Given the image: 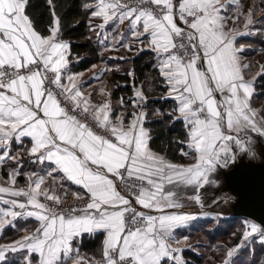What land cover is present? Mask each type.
Wrapping results in <instances>:
<instances>
[{"label": "snow or ice", "instance_id": "snow-or-ice-1", "mask_svg": "<svg viewBox=\"0 0 264 264\" xmlns=\"http://www.w3.org/2000/svg\"><path fill=\"white\" fill-rule=\"evenodd\" d=\"M47 3L52 20L42 34L27 14L29 0H0V165L13 163L9 186H0V230L14 228L17 220L38 225L0 245V264H12L8 254L17 251L26 253L23 264H32L33 253L38 264H88L73 241L94 233L104 239L102 261L93 264H179L174 230L198 216L164 210L182 208L188 188L193 194L187 199L203 206L201 191L215 186L218 168L241 153H255L249 131L264 137V117L257 120L250 106L264 65L246 79L251 65L242 63L246 49L237 45L239 37L264 36V20L254 22L251 11L245 15L239 0H90L84 5L100 21L89 23V31L105 49L154 54L167 92L161 99L175 102L171 118L187 131L189 151L182 155L191 153L196 161L183 167L149 148L143 87H134L127 104L121 97L117 109L105 88L98 90L103 99L95 102L83 90L84 73L72 72L71 44L61 38L53 0ZM240 20L244 31L235 26ZM125 23L126 34L121 31ZM254 23L261 27L249 30ZM126 74L134 76L132 70ZM25 138L30 147L24 146ZM13 143L25 148L28 164L40 166L27 174L25 188L14 187L25 161L19 151L12 152ZM57 180L82 189L73 194L81 203L65 207L53 187ZM165 185L173 187L165 191ZM249 228L244 240L258 233L264 241V229Z\"/></svg>", "mask_w": 264, "mask_h": 264}, {"label": "trees", "instance_id": "trees-1", "mask_svg": "<svg viewBox=\"0 0 264 264\" xmlns=\"http://www.w3.org/2000/svg\"><path fill=\"white\" fill-rule=\"evenodd\" d=\"M55 11L61 18V38L71 44V69L73 71H84L93 65L100 64L103 61L99 43L95 36L89 31V10L84 8L86 0H53ZM27 14L34 22V26L42 34L47 33V29L52 20L51 12L47 0H29ZM132 68L134 70V83L142 82L145 92L148 94V86L153 85L156 88L154 95H163L166 92V87L163 86L162 78L155 66L154 60L149 53H143L132 60ZM130 65H125L124 70L119 74L113 73L111 75V83L116 88H113V97H118V94L130 95V76L127 75ZM261 87L264 92V76L259 79ZM125 84V85H124ZM175 102L172 100H150L147 103L146 109L148 113L147 127L151 132V148L161 154H164L169 160L178 163H189L193 156L191 153L185 156L182 151H189L186 147L187 131L184 124L179 120H173L171 117L175 115L173 109ZM159 112V115L155 114ZM3 177H8V173L3 171ZM241 218H223L216 216V218H208L203 221L195 222L197 226L192 225L190 229L204 230L208 233L213 232L215 236L225 235L228 233L227 228L235 227ZM207 226H214L209 229ZM20 226L15 228H7L0 234V241L7 235L13 234L19 230ZM11 232V233H8ZM187 233V231H186ZM191 234V232H190ZM186 235V234H185ZM103 235H85L77 244L82 253L87 256L97 257L101 252ZM11 253L9 260L12 264H21V260H16ZM185 258L191 261L188 264H200L199 258L196 254L184 251ZM21 259V258H20ZM196 261V262H195ZM167 264V261H166Z\"/></svg>", "mask_w": 264, "mask_h": 264}, {"label": "crops", "instance_id": "crops-1", "mask_svg": "<svg viewBox=\"0 0 264 264\" xmlns=\"http://www.w3.org/2000/svg\"><path fill=\"white\" fill-rule=\"evenodd\" d=\"M89 2H90V0H86V3H89ZM239 2H240V7H241V9L245 15H247L251 11L252 19L254 22L264 20V0H239ZM99 22L100 21L97 18H92L89 15V23L97 24ZM235 26L238 28L239 31L245 30L243 20L237 21ZM109 27H111V25H109ZM127 27H128L127 23H125L124 25L121 26V31L125 32V34L127 33ZM228 27H233L232 20H229ZM260 27H261L260 24L254 23L253 25L249 26V30H255V29L260 28ZM91 33L96 38L95 33L94 32H91ZM64 41H66V40H64ZM66 42H68V41H66ZM97 42L99 43V48L101 50L100 52H101V56L103 58V61L100 64L95 65V67L92 66L89 69L84 70V71H73L72 69L71 70L73 73H84V75L80 78L81 83L84 84L83 90L86 93L92 94V99L94 102L103 99V96L98 94V90L101 88H105L107 91H110V93H111V102H112L113 109H117V108H119V101H120L121 97H123L125 99V104H127L128 100L130 98H134V87H143V85H142V82L135 84L134 83V76H130V79H131V81H130V86H131L130 95L128 96L124 93H122V94L119 93L118 97L115 98V97H113V88H116V86L114 87L111 83V75L113 73L119 74L120 71L124 70L125 65H128V64L130 65L129 70H132L134 72V70L131 66L132 60L135 59L136 57H138L139 55L143 54V53L151 54V57L153 58L155 66H156L155 57H154V54L150 51H140V52L131 51V52H129L125 48H120L119 50H116L114 48L105 49L104 46L98 40H97ZM105 43H107V42H105ZM240 44H243V46L246 49V51L244 53H242V63H247V64L251 65L250 71L246 75L245 78L251 79L253 75L258 74L260 72L261 69H260L259 65H264V62L261 61V58H263L262 55H264V36L256 34L253 36L239 37L237 39V45H240ZM120 57H124V59L121 60V59H119ZM113 58H115V59H113ZM69 60L71 61L70 57H69ZM107 60H108L109 64L107 63ZM110 61H112V63ZM73 62L74 61H71V63H73ZM70 66H71V64H70ZM117 66H118V70H117ZM94 74L98 75L99 78L93 79ZM134 75H135V73H134ZM260 77L261 76L257 75V78L255 80L254 94L252 95V97L250 99V106L256 110L257 120H260V118L264 117V92H263V89L257 88V86L261 87L260 82L258 80ZM150 88H154L152 93L149 91ZM148 92H149L148 94L145 92V94L148 97V102L150 100H164V99H161V97L163 95L167 94V92H165L163 95H154V93L156 92V88L153 85L148 86ZM168 100H171V99H168ZM130 110L131 109H128V111H130ZM145 111L147 112L146 108H145ZM113 115H115V112L113 113ZM128 118L129 117L126 113V120ZM147 121H148V119H146L144 127L149 130V134L151 136L150 129L146 125ZM250 132L251 131H249V133ZM241 134H243V133H241ZM150 141H149V148L153 152H155L158 155H160L161 157H163L169 163H173V164H176L178 166L185 167V166H191L192 164H194L196 162L195 160L193 161V163H190V164L173 162V161L169 160L164 154H161V153L154 151L150 146ZM23 143H24L25 147L31 146L30 140L28 138H25ZM17 151H19L21 153L20 159L25 161V163L23 164V166L20 169H18V171L20 172V175L15 177L16 183H15L14 187L25 188L28 184L27 174L39 171L40 166L34 165V164H28L27 163V156L25 155V148H22L21 146L13 143L12 152H17ZM12 167H13V163L6 162L5 164L0 165V170L6 171V170L12 169ZM6 173H7V171H6ZM3 178L7 179L4 181L6 184H4V183H2V181H0V186H9L7 183L9 180V175H8V177H6V178L3 177ZM47 183H52L51 177H49L47 179ZM60 184L64 185L63 189H61L59 187ZM43 187H45V185H42V188ZM53 187H55L57 193L62 196V198L64 199V202H69V203L79 202V203H81L80 201L76 200L75 196L73 195L74 193L79 194L80 192H82V189H80L78 186H75V185L71 184V182H68V181L57 180L53 184ZM172 187H173V185H165V191H168ZM192 194L193 193H192L191 188L184 190V198H182V200H181V203L184 206L182 208H178V209H165L164 211L165 212H177V213H190V214H193L196 216L200 215L202 213V209H201L200 204L199 205L198 204L197 205L196 204H186L187 202H191L190 200L187 199V196L192 195ZM5 198H7V197H5ZM19 199L23 200L24 198L20 197ZM41 200L43 202V197H41ZM144 211H149V210H144ZM150 214L158 215L159 213L155 212L154 210H151ZM212 218H214V216ZM197 220L196 219L192 220L190 222L189 226L186 228H177L174 230V237L179 240V243L175 244L173 246L181 249V253H183L185 251L184 247L181 246V244H180L181 241H183V239H184L183 236H185L186 231H188V229L192 225H194ZM16 222L20 226L19 230H17L18 240L21 239L24 235L33 232L35 230V228L38 226L37 222L32 220V219H28V220H24V221L17 220ZM7 227H9V226H7ZM21 229H24V230H21ZM97 234L103 235L102 233H94L92 235H97ZM85 235H88V234H84V236ZM103 239H104V235H103ZM75 242L76 241H73V245L75 247L79 248V246L77 245L79 243L76 242L77 244H75ZM102 246H103V241H102ZM79 250H80V248H79ZM17 252H23V251H17ZM82 254L83 253L80 250V255L82 257H84V255H82ZM36 256L39 260L38 254H35V253L31 254L32 258L33 257L35 258ZM88 258L90 260V261L87 260L88 264L93 263V261L101 262L102 261V247H101V253L99 256H97V257L88 256Z\"/></svg>", "mask_w": 264, "mask_h": 264}, {"label": "water", "instance_id": "water-1", "mask_svg": "<svg viewBox=\"0 0 264 264\" xmlns=\"http://www.w3.org/2000/svg\"><path fill=\"white\" fill-rule=\"evenodd\" d=\"M248 139L255 153H241L228 167L218 168L215 186H206L201 196L216 215L247 219L264 229V137L250 132Z\"/></svg>", "mask_w": 264, "mask_h": 264}, {"label": "rangeland", "instance_id": "rangeland-1", "mask_svg": "<svg viewBox=\"0 0 264 264\" xmlns=\"http://www.w3.org/2000/svg\"><path fill=\"white\" fill-rule=\"evenodd\" d=\"M262 56L263 58H261V61L264 62V55ZM110 62L112 63V61ZM107 63H108V60H107ZM153 90L154 88L149 89L151 93ZM194 160L195 158L193 157L192 161L186 164L193 163ZM11 170L12 169L6 170V171L9 174ZM3 174L4 172L0 170V181L6 184L4 181L7 179L3 178ZM186 204H196L197 205V203L194 201L187 202ZM208 204L209 202L207 203L204 201V199H202V205H203L201 206L202 213L200 215H197L198 220L196 219L197 220L196 222L203 221L208 218H212L213 216L214 218H216V214L210 211L211 208L209 209ZM237 221L238 223L236 224V226L235 227L229 226L227 228L228 233H226L223 236L221 235L215 236L216 234L214 235L213 232L208 233L202 229L199 230L198 228L197 229L189 228L186 235L183 236L184 239L183 241H181L180 244L181 246L184 247L185 251H189V252L196 254V256L200 260V264H224L225 260H228L229 264H264V241H261L259 239V234L258 233L253 234L247 240L243 239L244 233L246 231H250L249 225L256 224V223H254L253 221L247 220V219H238ZM17 225L18 223L16 222V226ZM197 225L198 224H195V226ZM5 228L7 229L11 227L5 226L2 230H0V234L4 232ZM207 228L213 229L214 226L212 227L207 226ZM8 233H11V232H8ZM16 240H18V233L14 232L13 234H10L4 237L3 240L0 241V245H8V244L13 243ZM234 249L236 251L234 252L233 257H227V252L232 251ZM183 253L181 252L179 253V256H178L179 264H188V262L191 260L188 258H185ZM13 254L14 255L12 257H15L17 261L21 260L20 262L21 264H23V258L26 256V253L23 251V252H16ZM82 255H84V257L88 261H90L87 256L88 254L86 255L85 253H83ZM9 258L10 256H8V259ZM33 258H32V264H38L37 256L34 259ZM167 264H173V262L171 260H168Z\"/></svg>", "mask_w": 264, "mask_h": 264}, {"label": "built area", "instance_id": "built-area-1", "mask_svg": "<svg viewBox=\"0 0 264 264\" xmlns=\"http://www.w3.org/2000/svg\"><path fill=\"white\" fill-rule=\"evenodd\" d=\"M179 23V22H178ZM74 204H79V202H73V203H69V202H64V206L67 207V206H70V205H74ZM137 209L138 210H144L142 209L139 205H136Z\"/></svg>", "mask_w": 264, "mask_h": 264}]
</instances>
